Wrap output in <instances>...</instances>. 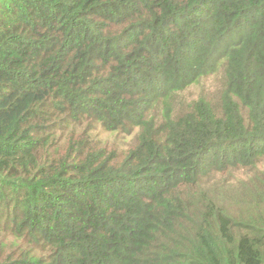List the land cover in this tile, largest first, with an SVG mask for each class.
I'll use <instances>...</instances> for the list:
<instances>
[{
  "label": "trees",
  "instance_id": "16d2710c",
  "mask_svg": "<svg viewBox=\"0 0 264 264\" xmlns=\"http://www.w3.org/2000/svg\"><path fill=\"white\" fill-rule=\"evenodd\" d=\"M225 171L264 203V0H0V264H264Z\"/></svg>",
  "mask_w": 264,
  "mask_h": 264
},
{
  "label": "rangeland",
  "instance_id": "374dc122",
  "mask_svg": "<svg viewBox=\"0 0 264 264\" xmlns=\"http://www.w3.org/2000/svg\"><path fill=\"white\" fill-rule=\"evenodd\" d=\"M218 76V75H217ZM217 76L213 77L210 81V85H215L217 83ZM190 96V92L188 93ZM111 142L117 144L118 147H121L124 142L122 140V136H118L116 139L110 138ZM226 175L225 177H219L216 179H212L208 182L207 192L209 195L221 206L225 207L229 214L237 216L239 218L251 219L253 221H257L260 219H264V203H257L256 201L251 199V202H245L243 204H238L235 202H228L226 199L227 194H232L233 196H237L244 189L248 195H252V188L245 182L241 184L239 181L234 180L233 176L241 177L243 173H231L229 171H225L222 173ZM260 176L259 178H261ZM227 178V179H226ZM230 179V180H229ZM182 196L188 197L187 194L180 192Z\"/></svg>",
  "mask_w": 264,
  "mask_h": 264
}]
</instances>
